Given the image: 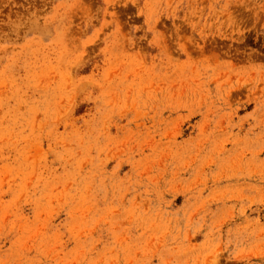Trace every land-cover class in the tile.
Listing matches in <instances>:
<instances>
[{
    "label": "rangeland",
    "instance_id": "rangeland-1",
    "mask_svg": "<svg viewBox=\"0 0 264 264\" xmlns=\"http://www.w3.org/2000/svg\"><path fill=\"white\" fill-rule=\"evenodd\" d=\"M0 264H264V0H0Z\"/></svg>",
    "mask_w": 264,
    "mask_h": 264
}]
</instances>
